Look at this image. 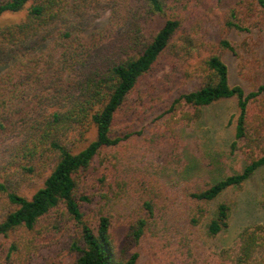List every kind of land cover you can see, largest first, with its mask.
<instances>
[{"label": "trees", "instance_id": "16d2710c", "mask_svg": "<svg viewBox=\"0 0 264 264\" xmlns=\"http://www.w3.org/2000/svg\"><path fill=\"white\" fill-rule=\"evenodd\" d=\"M193 1L0 0V19L27 10L24 20L0 26V192L12 205L0 221V238L23 233L12 243L8 258L34 250L35 242L25 238L42 222H73L81 235L71 246L77 253L73 264L138 263V252L128 257L125 251L117 254L109 215L100 217L96 229L87 223L82 204L91 200L80 196L79 189L95 159L104 163V152L129 137L128 127L139 110L134 96L141 94L142 82L161 65L185 60L194 51L177 38L183 11ZM262 16L264 0H239L229 9L224 27L251 33ZM102 18L105 23L98 27ZM213 47L203 60L199 88L173 101L167 138L177 151L182 129L198 122L204 109L235 99L238 112L231 120L235 127L229 148L245 165L238 173L189 191L193 227L208 214L210 203L230 189L242 188L264 167V84L249 92L233 85L225 55L238 57L239 48L228 38ZM142 102L141 98L137 104ZM92 128L95 139L75 150ZM9 136L13 141L3 144ZM45 172L42 187L30 198L20 193L28 179ZM99 180L110 184L108 175ZM157 196L145 190L144 216L131 226L128 247L157 223ZM102 198L112 201L108 195ZM231 214L230 204H219L206 234L215 238L227 230ZM176 255L175 264H264V224L244 228L232 246L209 253L202 261L196 260L184 239L178 242Z\"/></svg>", "mask_w": 264, "mask_h": 264}, {"label": "rangeland", "instance_id": "374dc122", "mask_svg": "<svg viewBox=\"0 0 264 264\" xmlns=\"http://www.w3.org/2000/svg\"><path fill=\"white\" fill-rule=\"evenodd\" d=\"M238 1L194 0L189 10L183 11L185 20L177 38L187 47L190 43L194 51L185 60L161 65L156 74L142 82L141 94L134 96L139 110L128 127L129 137L117 148L104 152V163L101 158H96L92 173L80 186L79 195L91 200L82 204L87 223L96 229L100 217L109 215L117 254L125 251L124 255L128 257L138 252L137 264H175L178 261L177 244L183 239L192 247L196 260L202 261L209 253L232 246L244 228L264 224V167L242 188L230 189L210 203L208 214L199 225L193 227L190 223L189 191L203 189L238 173L245 165L244 160L232 155L229 148L235 127V119L231 120L238 112L235 99L204 109L198 122L182 129L181 146L177 151L167 138L173 101L199 88L198 75L203 60L210 54V48L223 38L230 39L239 48L238 57L225 55L231 83L242 85L247 92L264 84V16L251 33L229 32L224 27L229 9ZM26 16L27 10L6 14L0 19V26L18 23ZM104 23L105 18H102L97 25L100 27ZM141 98L143 102L137 104ZM95 136L92 128L75 150L84 148ZM12 141L13 137L9 136L3 144ZM47 175L45 172L28 179L21 186L20 193L30 198L42 187ZM105 175H108L109 185L99 180ZM152 187L155 191H151ZM145 190L158 195L159 218L139 243L128 247L131 226L144 216L142 198ZM103 194L112 201L107 203ZM221 203L232 207L230 226L211 238L206 234V225ZM11 209L6 194L0 192V221ZM21 236L23 233L0 238V264H73L77 253L71 246L75 240H81L73 222H42L38 231L25 235V241L35 242L34 250L27 255L13 253L8 258L12 243L20 241Z\"/></svg>", "mask_w": 264, "mask_h": 264}]
</instances>
